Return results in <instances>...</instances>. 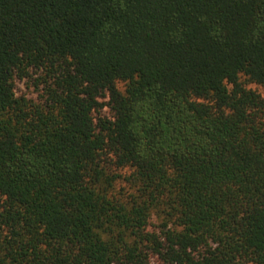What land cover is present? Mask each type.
<instances>
[{
	"label": "trees",
	"instance_id": "16d2710c",
	"mask_svg": "<svg viewBox=\"0 0 264 264\" xmlns=\"http://www.w3.org/2000/svg\"><path fill=\"white\" fill-rule=\"evenodd\" d=\"M251 84L264 0H0V264H264Z\"/></svg>",
	"mask_w": 264,
	"mask_h": 264
},
{
	"label": "rangeland",
	"instance_id": "374dc122",
	"mask_svg": "<svg viewBox=\"0 0 264 264\" xmlns=\"http://www.w3.org/2000/svg\"><path fill=\"white\" fill-rule=\"evenodd\" d=\"M22 86V88L24 89V90H27V88L25 87V85L24 84H22L21 85ZM121 86L123 87V84H121ZM250 86H252V87H254V88H257V89H259L261 92H263L264 93V89L261 87V86H259V85H257V84H251ZM124 182H119V184H118V186L120 185H122Z\"/></svg>",
	"mask_w": 264,
	"mask_h": 264
}]
</instances>
